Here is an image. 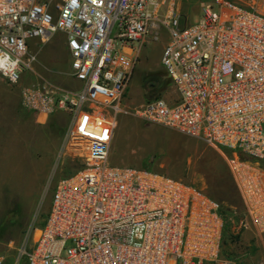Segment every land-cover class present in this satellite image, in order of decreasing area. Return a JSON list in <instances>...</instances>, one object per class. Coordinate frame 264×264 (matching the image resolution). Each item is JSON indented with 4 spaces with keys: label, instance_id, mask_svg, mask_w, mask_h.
Here are the masks:
<instances>
[{
    "label": "built area",
    "instance_id": "obj_1",
    "mask_svg": "<svg viewBox=\"0 0 264 264\" xmlns=\"http://www.w3.org/2000/svg\"><path fill=\"white\" fill-rule=\"evenodd\" d=\"M161 30L160 66L177 101L147 100L132 114L218 152L243 205L235 229L264 233V15L214 0L182 25L177 0H0V75L12 86L32 75L20 102L37 116L68 114L60 156L80 163L56 182L43 225L19 251L25 264H237L221 254L217 200L108 161L137 51ZM57 32L75 89L33 67L29 42Z\"/></svg>",
    "mask_w": 264,
    "mask_h": 264
},
{
    "label": "rangeland",
    "instance_id": "obj_2",
    "mask_svg": "<svg viewBox=\"0 0 264 264\" xmlns=\"http://www.w3.org/2000/svg\"><path fill=\"white\" fill-rule=\"evenodd\" d=\"M214 0H177L180 23H194L205 3ZM243 9L264 15V0H231ZM167 34L158 40L148 37L137 51V61L122 101L123 112L116 118L108 161L112 166L145 169L192 184L217 200L227 216L221 237V254L237 264H264V245L252 228L237 231L243 205L232 176L215 150L200 140L178 134L163 126L147 123L132 109L147 100L161 98L167 104L177 101L174 86L160 66ZM34 50H40L34 69L44 79L65 89H73L67 51L61 49L59 32ZM56 51L57 64L48 53ZM33 80L25 74L17 85L0 75V264H25L19 251L33 229L40 228L48 212L52 191L59 179L74 173L80 163L60 156V146L69 117L54 112L42 117L20 102L23 86Z\"/></svg>",
    "mask_w": 264,
    "mask_h": 264
},
{
    "label": "crops",
    "instance_id": "obj_3",
    "mask_svg": "<svg viewBox=\"0 0 264 264\" xmlns=\"http://www.w3.org/2000/svg\"><path fill=\"white\" fill-rule=\"evenodd\" d=\"M60 33V32H59ZM62 34V33H61ZM63 35V45H62V48L61 49H63V50H66L67 51V48H66V45H65V36H64V34H62ZM37 41H30L29 42V49H30V51H32V52H35L36 54H40L41 53V51L38 49V50H34V48H36V46H37V43H36ZM49 55H50V57H52L53 58V60L55 61V63L57 64L58 62H57V60L55 59V57L54 56H56L55 54H56V51H52V52H50V53H48ZM67 55H68V51H67ZM69 64H70V58H69V55H68V65H64L63 66V69H67L68 71H69ZM72 80V79H71ZM72 82H73V84H74V88L73 89H75V88H77L78 86H79V83L78 82H76V81H74V80H72ZM259 241H260V243L261 244H263L264 245V235L262 236V237H260L259 238Z\"/></svg>",
    "mask_w": 264,
    "mask_h": 264
},
{
    "label": "trees",
    "instance_id": "obj_4",
    "mask_svg": "<svg viewBox=\"0 0 264 264\" xmlns=\"http://www.w3.org/2000/svg\"><path fill=\"white\" fill-rule=\"evenodd\" d=\"M221 214L223 215V218H224V229H225L227 222H229L232 219L234 212H230V214L227 216V214L224 212V210L221 206ZM224 229H223V232H224Z\"/></svg>",
    "mask_w": 264,
    "mask_h": 264
}]
</instances>
